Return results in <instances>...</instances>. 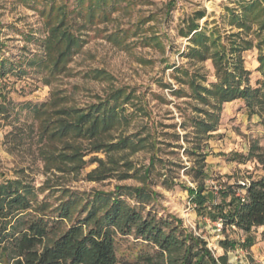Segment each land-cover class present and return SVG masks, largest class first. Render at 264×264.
I'll return each mask as SVG.
<instances>
[{"label":"rangeland","instance_id":"1","mask_svg":"<svg viewBox=\"0 0 264 264\" xmlns=\"http://www.w3.org/2000/svg\"><path fill=\"white\" fill-rule=\"evenodd\" d=\"M249 1L255 0H0V61L9 67L0 74V186L21 183V192L31 191L32 209L54 217L61 203L74 205L45 244L85 218L98 195L145 186L155 194L144 215L172 220L231 263L264 264L263 228L245 247L246 233L212 208L224 191L228 203L232 190L239 196L243 184L264 176L260 115L241 99L216 108L208 94L220 53L223 62L240 56L251 87L262 81L264 1L245 30L237 27ZM198 10L206 13L198 20L201 36H183ZM63 31L72 44L60 38ZM233 39L240 53L230 49ZM107 100L118 108L109 124L96 131L91 123L70 124ZM213 111L216 127L197 128ZM200 184L209 197L204 212L189 192ZM122 198L138 205L127 192ZM115 239L118 264H174L182 254L149 262L142 259L153 252L146 240L134 232H116Z\"/></svg>","mask_w":264,"mask_h":264},{"label":"trees","instance_id":"2","mask_svg":"<svg viewBox=\"0 0 264 264\" xmlns=\"http://www.w3.org/2000/svg\"><path fill=\"white\" fill-rule=\"evenodd\" d=\"M260 1L246 2L243 5L244 13L238 17V28H247L246 18L253 13L257 7H261ZM257 15L256 13H254ZM206 15L204 10H198L189 20L187 31H182L183 36L199 37L198 20ZM72 44L73 37L63 31L61 37ZM232 52H241L242 45L235 39L231 40ZM249 41H247L248 43ZM208 48V47H207ZM207 51L206 49L204 50ZM219 51L215 54L218 55ZM225 53H220L218 59L222 63L218 67V81L213 84V94L217 101L213 106L220 108L223 103L241 99L245 101L246 109L250 114L258 113L261 123L264 125V55L259 56L262 72V81L259 86L251 87L249 83V71L244 68L239 57L232 61H224ZM9 67L0 61V74H6ZM115 101L118 94L114 95ZM207 100V99H205ZM118 108L109 101H103L79 114L72 126L82 128L84 124L91 123L94 131L99 123L109 124L116 116ZM216 112L212 117L199 119L197 128L211 129L216 127ZM121 142H126L123 139ZM203 173L202 169H198ZM22 186L19 182H8L0 186V264H118L119 258L116 250L115 233L134 234L138 238L147 241L148 247L153 252L145 255L142 259L149 262L153 257L169 256L174 251H181L179 257L172 259L174 264H234L229 262L228 255L215 256L207 246V242L199 236L188 232L179 225H171L172 220L166 219L150 211L144 215L142 209L153 198L154 191L145 186H118L114 195H98L91 203V208L85 218L72 223L65 231L61 232L49 243L45 244L50 234L57 231L60 224L72 217L74 205L65 201L57 206V215L54 217L41 211L32 209L27 191H20ZM246 199L242 201L232 190V200L225 201L228 194L223 192V199L219 203H212L216 211V217L224 219L228 224L242 229L246 233L243 246L254 244L255 236L252 231L262 227L264 238V176L252 179L249 184L242 186ZM126 190V191H125ZM204 184L198 185L196 189L189 188L190 195L201 212H204L209 197L204 194ZM124 192L137 199L138 205L130 204L122 198ZM97 198V200H96ZM229 206V209L226 207ZM103 209L99 216L97 211ZM32 210V211H30ZM179 224L181 220L175 219ZM90 222L94 226L87 228ZM225 247L233 245L234 242L224 241Z\"/></svg>","mask_w":264,"mask_h":264},{"label":"built area","instance_id":"3","mask_svg":"<svg viewBox=\"0 0 264 264\" xmlns=\"http://www.w3.org/2000/svg\"><path fill=\"white\" fill-rule=\"evenodd\" d=\"M224 1L231 3L233 0H224ZM239 197L241 198L242 201H245V199H246L245 191L243 192V194L239 195Z\"/></svg>","mask_w":264,"mask_h":264},{"label":"crops","instance_id":"4","mask_svg":"<svg viewBox=\"0 0 264 264\" xmlns=\"http://www.w3.org/2000/svg\"><path fill=\"white\" fill-rule=\"evenodd\" d=\"M246 1H248V0H246Z\"/></svg>","mask_w":264,"mask_h":264}]
</instances>
